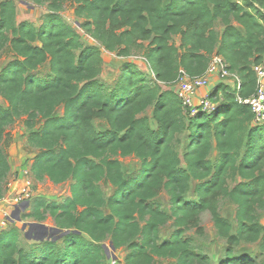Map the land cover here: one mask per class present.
<instances>
[{"label": "trees", "instance_id": "trees-1", "mask_svg": "<svg viewBox=\"0 0 264 264\" xmlns=\"http://www.w3.org/2000/svg\"><path fill=\"white\" fill-rule=\"evenodd\" d=\"M30 1L47 8L41 25L19 23L15 1H0V61L11 56L0 72V96L9 104L0 105V201L12 172L6 131L23 117L35 154L31 175L75 185L62 203L30 200L31 211L23 215L41 224L51 218L57 234L38 242L16 224L0 230V264H106L109 240L127 252L125 264H210L185 237L205 212L230 245L261 243L264 251L258 217L264 210V123L256 124L251 108L236 101L256 92L264 0ZM66 2L107 52L130 58L137 47L151 73L127 61L112 85L102 82L101 49L86 46L65 22ZM214 55L224 57L241 89L222 85L223 99L218 91L210 95L215 112L192 118L169 88L182 70L191 78L205 75ZM149 109L156 128L145 115ZM96 119L108 129L98 131ZM178 134L186 137L183 158L175 147ZM117 156L137 157L141 169L127 177ZM237 178L243 181L231 190L229 181ZM162 191L171 198L170 211L156 202ZM220 197L238 206L237 227L220 214ZM172 220L178 230L161 239ZM220 264L258 261L231 250Z\"/></svg>", "mask_w": 264, "mask_h": 264}, {"label": "rangeland", "instance_id": "rangeland-1", "mask_svg": "<svg viewBox=\"0 0 264 264\" xmlns=\"http://www.w3.org/2000/svg\"><path fill=\"white\" fill-rule=\"evenodd\" d=\"M1 1V0H0ZM16 3L18 10V21H30L36 25H41L43 18L47 13L46 6H38L30 0H13ZM62 17L65 22L71 25L81 36L82 42L86 46H95L101 49L102 57L104 60L103 72L100 76V80L109 85H112L119 77L122 66L127 61H134L139 64L140 68L147 73H151L146 65V61L143 58V53L137 47L133 48L132 56L130 58L119 57L116 53L107 52L93 37L90 31L83 27L86 19H80L75 15L74 5L70 2L65 3V7L62 13ZM222 27L220 31H222ZM124 31L121 29L119 32ZM177 45H179V39H175ZM140 43V41H139ZM147 45V44H146ZM11 59L9 54L0 61V72L6 66ZM49 65H47V69ZM46 69V70H47ZM211 90H209V94ZM0 105L8 107L9 104L4 101L0 96ZM63 110L60 111L63 114ZM145 115L150 119L152 127L156 128L157 123L154 120V111L149 109ZM27 117H23L18 120L13 126L9 127L6 131L5 145L6 151L9 155V161L12 166V172L9 178V182L6 188L5 196L0 201V229L4 221L8 216L11 217L16 210L15 201L16 198L21 196L22 191L28 185V190L31 192V200H44L47 202L62 203L67 198L73 195V187L75 185L74 180H69L65 184L55 185L49 179L43 181L36 180L31 173L30 165L33 163L35 154L32 153L28 143V129L25 125ZM95 125L98 131H105L108 126L104 120L96 119ZM175 147L179 151L181 157H184L186 148V137L183 134H178L175 140ZM218 156V152L214 151L210 157L212 162H215ZM118 160L123 168V172L127 177H131L137 174L141 169V161L135 157L130 156L123 158L121 156L114 157ZM241 178L232 179L229 181L230 189L232 190L237 184L242 182ZM197 183L194 182L192 190L188 195V199H195V187ZM104 191L108 194H112L111 187H104ZM30 202V201H29ZM156 202L165 210L170 211L172 208L171 198L166 191L159 193ZM20 207V206H19ZM220 214L229 220L235 227H237V212L238 206L229 198L220 197L218 202ZM20 217L22 221L16 222V226L22 230L23 224L35 223L32 220L23 218V215L29 213L31 208L23 211V207H20ZM260 223L264 226V210H260L258 213ZM12 224L10 221L5 222V226ZM41 224V223H38ZM48 228L55 227L54 221L49 218L47 222L43 223ZM178 228L175 227L174 221H170L167 227L161 233V239H166L171 236ZM23 234V233H22ZM185 237L192 241L194 250L200 254H204L209 257L210 264H220L225 259L226 254L231 250L234 251L235 255H247L256 257L258 264H264V251L261 248V243H241L238 246L230 245L226 240L218 236L217 230L214 225V221L210 212L203 213L199 218L193 221L192 225L188 228L185 233ZM110 240L107 241L106 246L110 250L106 253V264H125L124 260L127 252L124 249L116 250L115 252L110 248ZM28 247L29 245L24 244ZM167 264V262H161Z\"/></svg>", "mask_w": 264, "mask_h": 264}, {"label": "built area", "instance_id": "built-area-1", "mask_svg": "<svg viewBox=\"0 0 264 264\" xmlns=\"http://www.w3.org/2000/svg\"><path fill=\"white\" fill-rule=\"evenodd\" d=\"M254 72L257 77V88L256 92L250 98L244 99L241 96L237 95L236 101L239 105L249 106L252 110V113L255 117L256 124L264 123V54L258 65L254 67ZM216 75L222 79H232L235 81L236 89H241V79L232 74L228 70V63L223 56L214 55L210 65L208 67L205 75L200 77L191 78L183 70L181 71L179 80L176 82L178 87L177 96L182 102L183 107L185 108L186 113L190 117H195L197 114L202 111L207 114H212L217 109V105L210 98V95H205L202 100L198 102L197 96L201 89L206 88L210 85L211 76ZM28 185L24 188L21 193V196L16 198V205L26 204L31 200V192L28 190ZM9 216L4 219L2 228H5V222H9ZM1 228V229H2ZM0 229V230H1Z\"/></svg>", "mask_w": 264, "mask_h": 264}, {"label": "water", "instance_id": "water-1", "mask_svg": "<svg viewBox=\"0 0 264 264\" xmlns=\"http://www.w3.org/2000/svg\"><path fill=\"white\" fill-rule=\"evenodd\" d=\"M30 206V202H27L26 204L21 205L20 207H23V211H26ZM19 206H16L15 212L12 214V216L9 218V221L14 224L16 222H21L22 219L20 217L21 210ZM22 232L24 233V236L27 240L30 241H38L42 242L48 238L49 235H55L58 232H60L57 228H48L44 224H38V223H31V224H23ZM65 234H70V231L66 232ZM106 253H109V249L107 246H104ZM110 248L115 252L116 248L113 243L110 244Z\"/></svg>", "mask_w": 264, "mask_h": 264}, {"label": "crops", "instance_id": "crops-1", "mask_svg": "<svg viewBox=\"0 0 264 264\" xmlns=\"http://www.w3.org/2000/svg\"><path fill=\"white\" fill-rule=\"evenodd\" d=\"M210 81L211 82H210V85L209 86H207L206 88L201 89L199 91V94L197 96L198 102L200 100H202V98L205 95H208L209 94V90H211V94H213L214 92H217L218 91L219 98L220 99H223V93L221 91L222 90L221 89V86L222 85H226V86H230L231 88L232 87H235V81L234 80H232V79H222V78H220L219 76H216V75L211 76V80ZM169 90H172L174 93L177 94L178 87L176 85H174L171 88H169Z\"/></svg>", "mask_w": 264, "mask_h": 264}]
</instances>
